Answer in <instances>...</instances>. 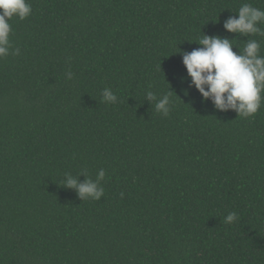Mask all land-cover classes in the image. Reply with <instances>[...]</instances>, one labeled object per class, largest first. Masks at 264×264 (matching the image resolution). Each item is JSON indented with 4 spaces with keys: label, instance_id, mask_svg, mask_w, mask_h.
Listing matches in <instances>:
<instances>
[{
    "label": "trees",
    "instance_id": "16d2710c",
    "mask_svg": "<svg viewBox=\"0 0 264 264\" xmlns=\"http://www.w3.org/2000/svg\"><path fill=\"white\" fill-rule=\"evenodd\" d=\"M27 2L0 59V264H264V102L202 103L175 53L215 35L264 55L223 28L264 0ZM169 90L165 117L145 96ZM100 169L98 201L60 185Z\"/></svg>",
    "mask_w": 264,
    "mask_h": 264
},
{
    "label": "clouds",
    "instance_id": "9594fccd",
    "mask_svg": "<svg viewBox=\"0 0 264 264\" xmlns=\"http://www.w3.org/2000/svg\"><path fill=\"white\" fill-rule=\"evenodd\" d=\"M31 13L32 6L27 0H0V59L20 54V49L14 48L10 39L12 27L9 21L14 17L24 20ZM261 24H264V10L243 3L235 16L230 15L223 22V28L241 37H264ZM234 39L203 35L195 42L199 47L190 52L178 49L175 53L181 55L187 77L190 78L189 87H194L200 94L202 103L210 101L218 111L232 110L237 116L250 119L264 102V55L261 54V42L257 39L246 40L242 52L233 50ZM66 79H73L70 70L66 73ZM171 93L169 90L168 94L157 96L153 91H147L145 100L154 104L155 110L166 117L171 110ZM102 100L107 104L118 102L110 88L102 90ZM81 175L85 179L79 182L77 177ZM104 179V169L97 172L95 180L88 177L85 171L77 176L65 173L60 185L74 189L81 201H98L104 195V188L100 184ZM237 219V213L230 212L225 217V223H233Z\"/></svg>",
    "mask_w": 264,
    "mask_h": 264
}]
</instances>
